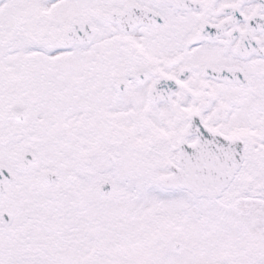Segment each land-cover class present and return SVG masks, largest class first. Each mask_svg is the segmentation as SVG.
<instances>
[{
	"label": "snow or ice",
	"instance_id": "snow-or-ice-1",
	"mask_svg": "<svg viewBox=\"0 0 264 264\" xmlns=\"http://www.w3.org/2000/svg\"><path fill=\"white\" fill-rule=\"evenodd\" d=\"M0 264H264V0H0Z\"/></svg>",
	"mask_w": 264,
	"mask_h": 264
}]
</instances>
